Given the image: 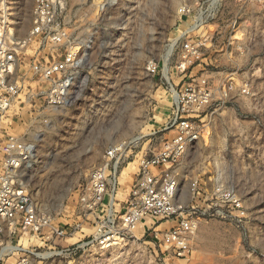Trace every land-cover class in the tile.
Listing matches in <instances>:
<instances>
[{"label": "rangeland", "instance_id": "374dc122", "mask_svg": "<svg viewBox=\"0 0 264 264\" xmlns=\"http://www.w3.org/2000/svg\"><path fill=\"white\" fill-rule=\"evenodd\" d=\"M3 1L11 22L0 32L22 44L34 0ZM59 2L67 43L33 42L27 55L25 45L17 48L19 96L1 123L34 143L23 177L50 226L39 236L19 225L6 229L0 243L51 253L32 255V264H264V0ZM86 40L70 103L49 108L39 94L49 83L30 78L29 55L59 59ZM184 44L196 53L189 56ZM202 80L209 103L182 113L197 121L200 135L172 167L176 201L195 226L188 251L180 257L155 242L158 217L109 247L88 245L96 218L108 208L120 212L141 160L173 135L166 126L182 108V93ZM96 173L103 188L90 206L80 198L93 197Z\"/></svg>", "mask_w": 264, "mask_h": 264}, {"label": "built area", "instance_id": "2783aa9c", "mask_svg": "<svg viewBox=\"0 0 264 264\" xmlns=\"http://www.w3.org/2000/svg\"><path fill=\"white\" fill-rule=\"evenodd\" d=\"M60 10L59 0H34L33 26L28 36L23 39V45L20 42L9 43L0 36V233H4L6 229L15 233V230H11V226L15 229L19 225L28 234L39 236L50 222L37 207L23 177L32 154H35L34 143L27 134H17L10 128L5 130L1 127V123L3 113L19 96L21 56L18 54V49H22L25 45L24 55H27L28 46L33 42L44 45L51 43L55 46L67 43L68 34L65 28L61 27ZM87 43V40L82 41L81 50L70 45L61 58L51 61L47 60L45 54L39 52L29 55L31 62L27 70L30 78L49 83V88L45 91L40 90L39 93L49 108L63 107L70 103ZM183 48L189 56L196 53V49L189 44H184ZM201 83L196 85L199 89L196 90V87L189 85L182 93L180 100L182 108L166 126L167 129L173 130V135L158 153L141 160L120 212L116 214L114 210L108 208L101 217L96 218L88 245L109 247L130 235L144 218L158 217L160 223L152 230L155 242L169 248L180 257L188 251L189 236L195 226L193 220L185 213L183 204L176 201L179 181L172 167L200 135L197 121L182 113L189 111L190 105V108H199L209 103L210 94L205 82L202 80ZM197 108L194 110L196 111ZM91 183L93 197L84 195L80 199L84 202H92L90 206H93L97 203L93 201L94 198L102 192L101 175L99 173L92 175ZM163 222L170 224L162 228L160 225ZM52 232L58 237L67 235V230L64 228H54ZM8 242L0 243V264L14 254H18L16 264H32V255L48 257L35 253L33 249L22 247L19 242H17L18 249L13 247L17 244H12L10 241L11 245H8Z\"/></svg>", "mask_w": 264, "mask_h": 264}, {"label": "bare ground", "instance_id": "6f19581e", "mask_svg": "<svg viewBox=\"0 0 264 264\" xmlns=\"http://www.w3.org/2000/svg\"><path fill=\"white\" fill-rule=\"evenodd\" d=\"M7 7H6V2L5 1H3V0H0V10H2L3 11V13H2V15H1V17H0V26H2L3 24H4V26L7 24V23H10L11 22V19H10V17H9V12L7 11ZM0 35L2 36L3 35V33L2 32H0ZM82 62H83V60H82ZM70 81H68V83H69ZM78 88H79V85L77 86ZM59 112H62L64 109L63 108H60V109H57ZM114 149H117L118 150V147H115ZM32 156H34V153L32 154ZM14 229V227L13 226H11V230H13ZM135 233H136V231H134ZM19 244V243H18ZM13 245V247L14 248H19V245ZM8 245H11L10 244V241L8 242ZM51 253H45V254H43L44 256H48V255H50ZM72 264V263H71Z\"/></svg>", "mask_w": 264, "mask_h": 264}]
</instances>
